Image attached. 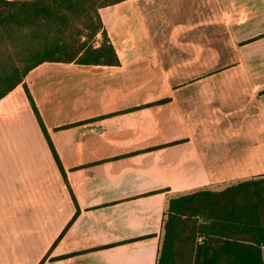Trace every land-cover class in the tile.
Instances as JSON below:
<instances>
[{
    "label": "crops",
    "instance_id": "obj_1",
    "mask_svg": "<svg viewBox=\"0 0 264 264\" xmlns=\"http://www.w3.org/2000/svg\"><path fill=\"white\" fill-rule=\"evenodd\" d=\"M99 15L118 65L24 78L66 181L23 85L0 99V264H156L169 196L264 175V0Z\"/></svg>",
    "mask_w": 264,
    "mask_h": 264
},
{
    "label": "trees",
    "instance_id": "obj_2",
    "mask_svg": "<svg viewBox=\"0 0 264 264\" xmlns=\"http://www.w3.org/2000/svg\"><path fill=\"white\" fill-rule=\"evenodd\" d=\"M122 1L0 0V99L23 85L65 181L24 78L42 63L118 65L99 10ZM262 248L264 175L167 198L156 264H264Z\"/></svg>",
    "mask_w": 264,
    "mask_h": 264
},
{
    "label": "water",
    "instance_id": "obj_3",
    "mask_svg": "<svg viewBox=\"0 0 264 264\" xmlns=\"http://www.w3.org/2000/svg\"><path fill=\"white\" fill-rule=\"evenodd\" d=\"M15 1H29V0H15Z\"/></svg>",
    "mask_w": 264,
    "mask_h": 264
}]
</instances>
